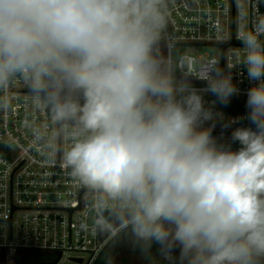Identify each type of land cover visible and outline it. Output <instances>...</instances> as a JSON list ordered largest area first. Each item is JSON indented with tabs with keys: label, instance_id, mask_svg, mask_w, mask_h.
<instances>
[{
	"label": "clouds",
	"instance_id": "obj_1",
	"mask_svg": "<svg viewBox=\"0 0 264 264\" xmlns=\"http://www.w3.org/2000/svg\"><path fill=\"white\" fill-rule=\"evenodd\" d=\"M167 15L166 0H0V108L22 81L48 114L38 139L68 144L61 167L91 197L82 230L158 245L170 264H264V32L241 20L228 69L256 82L255 127L233 129L232 149L212 135L223 114L203 94L227 105L240 90L218 63L169 57Z\"/></svg>",
	"mask_w": 264,
	"mask_h": 264
},
{
	"label": "built area",
	"instance_id": "obj_2",
	"mask_svg": "<svg viewBox=\"0 0 264 264\" xmlns=\"http://www.w3.org/2000/svg\"><path fill=\"white\" fill-rule=\"evenodd\" d=\"M166 4L169 57L181 66L187 60L189 69L193 62L206 66L218 63L230 72L240 90L227 105L211 93L203 94L206 107L216 101L213 110L223 114L212 135L219 144L237 149L240 145L231 140L233 129L255 127L247 118L246 101L248 90L256 82L249 80L244 65L228 67L243 55L239 36L244 34L245 23L249 30L255 27L264 32V23H258L264 17V0H166ZM205 46L218 48L219 55L197 58L183 54L188 47ZM176 75L181 78L183 73L178 69ZM188 79L197 89L206 87L203 80L194 76ZM8 95L10 107L0 108V264H20L19 255L30 250L52 257L45 264H53L59 254L55 264H94L113 240L80 228L82 221L91 222V197L61 167L59 149H66L68 144L58 141L53 152L46 138L38 139L37 130L45 131L43 125L50 124L49 117L35 107L22 81L11 86ZM232 120L235 122L229 127H223Z\"/></svg>",
	"mask_w": 264,
	"mask_h": 264
},
{
	"label": "rangeland",
	"instance_id": "obj_3",
	"mask_svg": "<svg viewBox=\"0 0 264 264\" xmlns=\"http://www.w3.org/2000/svg\"><path fill=\"white\" fill-rule=\"evenodd\" d=\"M220 53L219 49L213 46L188 47L183 51V54L194 55L197 58L214 57ZM117 251L111 264H170L168 260H165L162 254L156 256L154 261L149 260L145 254L140 250L137 251L136 247L131 243L129 239H121V241L113 246ZM179 250L174 252L177 256ZM73 264V263H67Z\"/></svg>",
	"mask_w": 264,
	"mask_h": 264
},
{
	"label": "trees",
	"instance_id": "obj_4",
	"mask_svg": "<svg viewBox=\"0 0 264 264\" xmlns=\"http://www.w3.org/2000/svg\"><path fill=\"white\" fill-rule=\"evenodd\" d=\"M121 239H129V237L127 236H121V238H119L118 240H113L110 245L101 253V255L98 257V259L96 260V262L94 264H111L115 253L117 252L115 250V248H113V246L117 243H119L121 241ZM135 249H137V251H139L140 249L138 247H136ZM147 256V258L149 260L154 261V259L156 258L157 255L161 254L160 250H159V246L153 244L150 252L148 253H143ZM179 255V253L177 254V256ZM175 256V255H174ZM52 259V257L45 255L44 253L37 251V250H30L27 251L23 254H20L18 257V262L20 264H40L46 261H50ZM168 263H170L168 261Z\"/></svg>",
	"mask_w": 264,
	"mask_h": 264
},
{
	"label": "water",
	"instance_id": "obj_5",
	"mask_svg": "<svg viewBox=\"0 0 264 264\" xmlns=\"http://www.w3.org/2000/svg\"><path fill=\"white\" fill-rule=\"evenodd\" d=\"M60 258H61V254H59L58 259L53 264L57 263L60 260ZM77 261L80 262V263H82L83 260L82 259H79ZM43 264H45V263H43Z\"/></svg>",
	"mask_w": 264,
	"mask_h": 264
}]
</instances>
